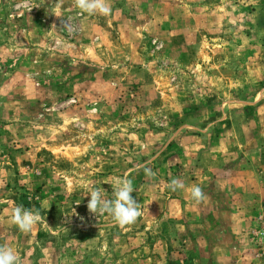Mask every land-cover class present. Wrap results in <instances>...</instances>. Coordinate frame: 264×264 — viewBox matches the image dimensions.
<instances>
[{"label":"rangeland","instance_id":"1","mask_svg":"<svg viewBox=\"0 0 264 264\" xmlns=\"http://www.w3.org/2000/svg\"><path fill=\"white\" fill-rule=\"evenodd\" d=\"M110 3L0 0V244L21 264H264V0ZM125 175L142 215L120 228L83 194ZM16 205L52 228L21 232Z\"/></svg>","mask_w":264,"mask_h":264},{"label":"clouds","instance_id":"2","mask_svg":"<svg viewBox=\"0 0 264 264\" xmlns=\"http://www.w3.org/2000/svg\"><path fill=\"white\" fill-rule=\"evenodd\" d=\"M74 6L79 9L81 14L109 16L112 13L110 0H73ZM32 8H29L31 11ZM62 28L69 34L75 31V26L70 24L67 19L61 20ZM149 177L155 176L151 170H146ZM113 192L111 199L106 198V191L103 188H93L83 196L90 195L87 202L88 212L95 215L107 214L111 217L114 225L124 228L134 224L142 215L140 203L132 196L135 191L133 182L125 175L112 185ZM168 188L175 192L185 188L184 183L178 178L171 179ZM190 195L197 204L205 199V194L198 185L191 186ZM75 214V209H74ZM10 222L21 232L30 233L38 224H47L39 210L25 208L23 205H16L11 209ZM0 264H21L18 253L6 244H0Z\"/></svg>","mask_w":264,"mask_h":264}]
</instances>
